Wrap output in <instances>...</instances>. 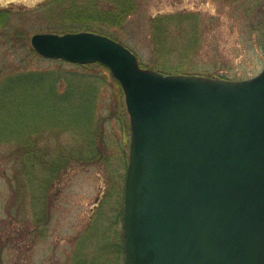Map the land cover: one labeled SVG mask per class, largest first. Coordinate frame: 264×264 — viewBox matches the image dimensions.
Segmentation results:
<instances>
[{"label": "rangeland", "instance_id": "1", "mask_svg": "<svg viewBox=\"0 0 264 264\" xmlns=\"http://www.w3.org/2000/svg\"><path fill=\"white\" fill-rule=\"evenodd\" d=\"M50 1L16 0L24 9L0 26V77H55L69 102L65 115L41 114L32 135L18 125L0 136V264H125L121 211L132 132L124 90L107 68L44 58L31 43L39 33L65 34L75 7L92 17L119 4L55 0L43 7ZM131 1L134 11L121 24L89 17L96 31L75 32L109 36L143 68L165 75L238 81L263 71L264 0ZM81 113L85 119H71ZM28 142L34 155H27ZM26 157L37 159L31 181Z\"/></svg>", "mask_w": 264, "mask_h": 264}, {"label": "water", "instance_id": "2", "mask_svg": "<svg viewBox=\"0 0 264 264\" xmlns=\"http://www.w3.org/2000/svg\"><path fill=\"white\" fill-rule=\"evenodd\" d=\"M31 43L45 58L101 63L122 85L125 264H264V69L238 81L165 75L95 32Z\"/></svg>", "mask_w": 264, "mask_h": 264}, {"label": "trees", "instance_id": "3", "mask_svg": "<svg viewBox=\"0 0 264 264\" xmlns=\"http://www.w3.org/2000/svg\"><path fill=\"white\" fill-rule=\"evenodd\" d=\"M55 0H52L46 3L44 6L53 3ZM119 4L118 10H106L105 13L101 11H93L92 17H90L88 11L85 12L84 8L75 7L74 17H71L70 23L66 26V32H75L80 30H94L89 20H99L102 19L106 22H113L115 24H121L124 19L129 16L134 10H132L133 5H131V0H115ZM130 7V8H129ZM99 10V9H97ZM8 14H0V26L6 24ZM90 17V19H89ZM172 17H175L172 15ZM168 16H163V19ZM170 18V17H169ZM93 28V29H92ZM157 29V35L160 34V26L155 27ZM59 30V29H56ZM59 32V31H57ZM20 32L14 33V36L17 38L21 37ZM158 42H162V38L157 36L156 39ZM11 42V40H9ZM64 62L63 60H59ZM100 67H105L102 64H93ZM88 66V65H85ZM106 68V67H105ZM60 83L59 80L52 76L48 77L42 74H36L32 71H17L13 75H4L0 77V136L1 134H6L9 129L15 128L18 125H24V129L28 130V134L32 135L30 128L38 126V119L41 114L44 120L48 119L49 115L57 116L67 114L66 108L63 107V104L69 103L67 100V94H63L59 91ZM76 91V90H74ZM71 90V92H74ZM69 95V94H68ZM80 95L83 96V92H80ZM70 107L74 110L73 112H78L77 108L79 107L76 104H72ZM77 110V111H76ZM85 115L82 113L78 115L77 118H71L75 121ZM24 131V130H23ZM4 134V137H5ZM34 134V132H33ZM27 143L26 152L27 155L33 154V149L30 148ZM20 157V156H18ZM17 159V158H16ZM37 159L34 161V157H26L25 162V177L26 179L32 180L33 175L31 171L34 168ZM42 163H44L42 161ZM27 182V180H26ZM100 207V206H99ZM123 217V210L121 211V221ZM122 223V222H121ZM122 237V250L125 255V242L123 237V231L121 232Z\"/></svg>", "mask_w": 264, "mask_h": 264}, {"label": "flooded vegetation", "instance_id": "4", "mask_svg": "<svg viewBox=\"0 0 264 264\" xmlns=\"http://www.w3.org/2000/svg\"><path fill=\"white\" fill-rule=\"evenodd\" d=\"M3 3V2H2ZM0 3V14H13L14 12H18L20 10L24 9L23 7H20L18 9H16V7H14L16 4V0H12V1H7L6 4H2Z\"/></svg>", "mask_w": 264, "mask_h": 264}]
</instances>
